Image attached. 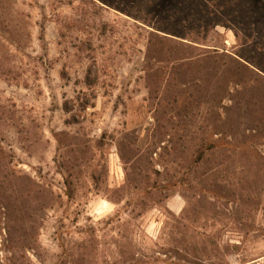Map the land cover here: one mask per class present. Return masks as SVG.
<instances>
[{"label":"rangeland","instance_id":"obj_1","mask_svg":"<svg viewBox=\"0 0 264 264\" xmlns=\"http://www.w3.org/2000/svg\"><path fill=\"white\" fill-rule=\"evenodd\" d=\"M198 1L0 0V264H264V0Z\"/></svg>","mask_w":264,"mask_h":264},{"label":"trees","instance_id":"obj_2","mask_svg":"<svg viewBox=\"0 0 264 264\" xmlns=\"http://www.w3.org/2000/svg\"><path fill=\"white\" fill-rule=\"evenodd\" d=\"M202 1H204V2H202ZM202 1H198L199 3H205V0H202ZM258 5H260L259 3H257V5L256 6H258ZM208 11H209V9H208V4L206 3L205 4V6H204ZM260 7V6H259ZM211 10V9H210ZM234 11L235 12H232V14L233 15H239L240 14V12H239V10L237 11L236 9H234ZM259 11V10H258ZM257 12V11H256ZM259 13H262V12H257L255 15H259ZM211 16V15H210ZM263 38H260V41H259V43L262 45V43H264V36H262ZM259 38V37H258ZM257 38V39H258ZM251 41H253V34H251L250 35V40H249V42H251ZM259 43H257L256 44V47H259L260 46V44ZM190 49V47L188 46V44L187 45H185L184 44V42H173V48H172V52L174 53V54H176L175 52H174V50L177 52V53H179V52H184V51H186V49ZM260 48V47H259ZM174 49V50H173ZM207 58L209 59V58H211V55H207ZM182 59H190V57H182ZM186 61L185 63H183V62H181V64H179V66H180V68H181V70L180 71H185V70H187V66H191V65H193L194 64V62H192L191 60H189V61ZM234 60V59H233ZM235 61V60H234ZM235 62H238V61H235ZM239 64V63H238ZM249 66V65H248ZM245 69L246 70H248V68H246L245 67ZM250 69V68H249ZM251 70V73H253L254 72V70H253V68L252 69H250ZM250 70H248V71H250ZM255 73V72H254ZM255 75H257L256 73H255ZM258 76V75H257ZM254 81H256L255 79H254Z\"/></svg>","mask_w":264,"mask_h":264}]
</instances>
